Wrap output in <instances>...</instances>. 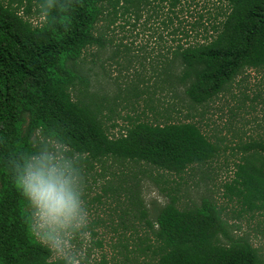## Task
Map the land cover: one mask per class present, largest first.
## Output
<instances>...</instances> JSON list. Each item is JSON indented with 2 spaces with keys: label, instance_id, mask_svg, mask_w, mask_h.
<instances>
[{
  "label": "trees",
  "instance_id": "16d2710c",
  "mask_svg": "<svg viewBox=\"0 0 264 264\" xmlns=\"http://www.w3.org/2000/svg\"><path fill=\"white\" fill-rule=\"evenodd\" d=\"M32 1L0 0V264H63L33 236L31 209L15 179L16 160L42 147L80 166L85 180L104 182L94 201H126L112 230L135 237L140 244L130 252L148 258V264H264L260 250L236 236L213 199L180 208L177 196L169 194L153 220L141 196L140 175L147 172L142 166L182 179L219 159L227 147L207 136L190 113L184 121L162 114L153 121L129 117L133 121L118 134L111 132L102 101L90 93L91 82L78 68L86 49L103 46L97 26L108 17L114 23L133 10L139 18L156 2L170 9L216 2L226 7L224 19L216 20L204 41L178 45V75L162 70L163 81L171 87L178 82L193 108L204 107L247 69H264V0H67V11L50 12L41 7L46 0H38V24L32 21ZM240 149L245 154L226 185L228 196L242 211L264 216V139ZM135 166L142 168L135 172ZM101 223L88 227L93 237L100 235L94 227ZM98 264L114 263L103 255Z\"/></svg>",
  "mask_w": 264,
  "mask_h": 264
},
{
  "label": "rangeland",
  "instance_id": "374dc122",
  "mask_svg": "<svg viewBox=\"0 0 264 264\" xmlns=\"http://www.w3.org/2000/svg\"><path fill=\"white\" fill-rule=\"evenodd\" d=\"M37 1H32L34 24L40 22L34 14ZM225 8L212 1L186 3L174 9L156 2L141 11L139 18L133 10L114 23L108 17L97 26L96 36L103 46L96 44L86 49L78 68L91 82L90 93L102 101L111 132L118 134L121 127L133 121L129 117L153 121L162 114L169 115L173 121H184L190 113L207 136L220 141L222 148L227 147L219 159L190 171L182 179L142 166L147 172L140 175L141 196L150 218L154 220L156 209L166 205L169 194L177 196L180 208L193 207L201 204L203 198H211L236 229V236L250 239L264 257V216L257 211H242L243 206L235 199L231 201L226 188L245 154L240 147L264 139V69H247L230 90L209 105L197 108H193L178 82L171 87L162 75L165 67L178 75L181 71V62L175 56L178 45L204 41L212 34L211 26L216 20L224 19ZM159 120L163 121L160 116ZM115 124L118 127L114 128ZM142 167L132 169L138 172ZM103 184V181L95 184L91 176L84 179L88 227L92 228L98 220L103 223L94 227L100 234L98 237H93L89 229L86 240L73 242L81 264H98L103 255L114 264H148V258L130 252L140 244L135 237H118L112 230L120 222L119 211L126 207V201L120 203L123 206L110 198L103 199L102 203L94 201L102 194ZM140 228L141 232L146 231L144 222ZM98 241L103 244L101 248L96 244ZM124 245L128 246L127 250ZM53 259L58 260L55 256Z\"/></svg>",
  "mask_w": 264,
  "mask_h": 264
},
{
  "label": "clouds",
  "instance_id": "9594fccd",
  "mask_svg": "<svg viewBox=\"0 0 264 264\" xmlns=\"http://www.w3.org/2000/svg\"><path fill=\"white\" fill-rule=\"evenodd\" d=\"M45 12L67 11V0H46ZM40 130H36L38 134ZM16 184L31 209L33 236L63 264H81L74 241L88 237L89 212L84 200V174L58 151L42 147L15 162Z\"/></svg>",
  "mask_w": 264,
  "mask_h": 264
}]
</instances>
